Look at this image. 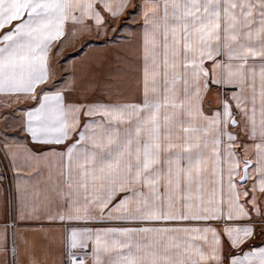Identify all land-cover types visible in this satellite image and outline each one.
Masks as SVG:
<instances>
[{"label":"snow or ice","instance_id":"1","mask_svg":"<svg viewBox=\"0 0 264 264\" xmlns=\"http://www.w3.org/2000/svg\"><path fill=\"white\" fill-rule=\"evenodd\" d=\"M0 264H264V0H0Z\"/></svg>","mask_w":264,"mask_h":264}]
</instances>
